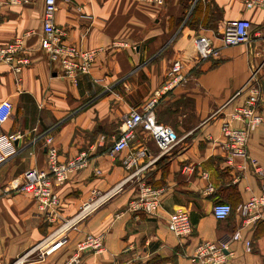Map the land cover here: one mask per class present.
Instances as JSON below:
<instances>
[{
    "label": "crops",
    "instance_id": "1",
    "mask_svg": "<svg viewBox=\"0 0 264 264\" xmlns=\"http://www.w3.org/2000/svg\"><path fill=\"white\" fill-rule=\"evenodd\" d=\"M9 1L0 0V45L22 38L31 63L16 72L0 61V101L14 103L0 135L18 136L11 142L14 152L0 163V264H211L193 260L197 246L236 230L241 239L232 243L224 264H264V207L248 220L237 209L260 193L264 183V120L249 136L250 157L231 156L222 132L225 114L243 98L235 96L237 90L254 70L264 75V8H247L244 0H190L188 11L197 4L201 11L192 27L179 20L184 0H165L163 5L58 0L55 22L67 41L100 48L90 72L75 81L40 47L44 0ZM238 18L251 20L252 37L224 46L214 35L227 20ZM197 35L212 37L218 54L199 58ZM176 59L183 63L185 79L163 90ZM154 98L157 119L177 131L179 142L161 155L155 141L138 129L129 148L112 156L109 150L121 134L124 115ZM48 132L55 137L60 162L77 157L86 162L70 168L58 184L57 208L40 206L15 189L25 170L46 168ZM143 147L150 154L140 160L138 174L126 179L125 156ZM120 183L109 201L68 231L61 248L44 260L33 254L16 262L73 216L92 188L105 191ZM144 183L162 189L163 206L155 216L128 208ZM219 201L234 207L226 219L213 214ZM179 208L190 214L193 229L187 237L167 226L168 214ZM90 233L104 236V249L83 252L74 260L77 242Z\"/></svg>",
    "mask_w": 264,
    "mask_h": 264
},
{
    "label": "built area",
    "instance_id": "2",
    "mask_svg": "<svg viewBox=\"0 0 264 264\" xmlns=\"http://www.w3.org/2000/svg\"><path fill=\"white\" fill-rule=\"evenodd\" d=\"M33 0H10L13 4L31 3ZM163 5L165 0H147ZM4 2H0V6ZM58 0H44L43 25L40 47L44 49L51 60L57 61L62 68L63 74L72 80H77L82 73L90 72L91 65L97 57L100 48H84L67 41L66 32L55 22ZM247 8H264V0H244ZM253 33V24L247 18L227 20L222 31L217 37L224 46H235L248 42ZM195 49L199 58H207L212 54H218L219 49L215 46L212 37L197 35L195 38ZM123 45H129L123 43ZM24 40L16 38L14 41L0 45V61L10 64L16 72H21L23 67L31 63L27 54ZM264 65V60L262 66ZM259 70H254L247 82L235 93V96H243L233 108L225 114L222 124L224 135V148L231 156L250 157L248 151V139L250 134L263 122L262 106L264 104V75ZM185 79L184 66L181 60L176 59L170 66L168 79L162 86L163 90H169L173 85ZM157 98L152 99L144 108H134L123 117L121 134L114 140L110 154L117 156L128 149L132 138L138 129L146 132L157 144L160 154L169 152L180 140L177 131L170 125L160 122L155 114ZM14 112V103L10 100L0 101V125L8 120ZM235 122L242 125L237 126ZM18 136L16 134L0 135V163L12 152L11 142ZM45 148L47 155V166L44 169L31 167L23 172L21 182L15 189L35 198L40 206L60 205V197L57 186L63 183L67 177V171L72 167L85 166L82 157H77L68 163L60 162L58 158V147L54 135L49 132L45 137ZM150 153L146 147L130 151L124 158V165L130 173L126 176L131 178L138 174L140 160ZM99 172V170H98ZM121 189V183L102 191L92 188L90 194L83 201L79 210L70 218L65 220L57 229L45 238L34 244L25 254L20 256L16 262L21 263L29 260L31 255L37 254L40 260H44L61 248L67 241V233L88 218L95 210L111 199ZM162 189L153 187L147 183L141 185L139 194L133 198L128 208L130 210H143L150 215H157L162 206ZM264 207V183L260 193L255 194L249 200L241 203L237 209L244 219L248 220L257 215L258 210ZM234 207L229 202L219 201L213 206V214L218 219L228 218ZM167 226L170 231L180 237H187L192 233V222L188 210L179 208L170 212L167 216ZM241 239L240 230L226 233L216 241L201 242L196 249L193 260L202 259L211 264H224L231 254L230 246L234 241ZM246 249L250 251L252 244L246 241ZM104 249V236L102 234H87L76 244L77 260L81 253L86 251L100 252Z\"/></svg>",
    "mask_w": 264,
    "mask_h": 264
},
{
    "label": "trees",
    "instance_id": "3",
    "mask_svg": "<svg viewBox=\"0 0 264 264\" xmlns=\"http://www.w3.org/2000/svg\"><path fill=\"white\" fill-rule=\"evenodd\" d=\"M189 1L190 0H184L183 1V5H184V9H186L185 11H184V13L182 14V16L179 18V20L181 21L180 23H184V24H188V25H190V26H192V27H195L196 26V24H198L199 23V21H200V17H201V15H199L200 14V7L198 6V4L197 5H195L194 7H193V9L189 12L188 11V8H190V5L191 4H189ZM201 22H202V24H205L207 21H206V16H204V17H202V20H201Z\"/></svg>",
    "mask_w": 264,
    "mask_h": 264
},
{
    "label": "rangeland",
    "instance_id": "4",
    "mask_svg": "<svg viewBox=\"0 0 264 264\" xmlns=\"http://www.w3.org/2000/svg\"><path fill=\"white\" fill-rule=\"evenodd\" d=\"M208 25H212V24H208Z\"/></svg>",
    "mask_w": 264,
    "mask_h": 264
}]
</instances>
